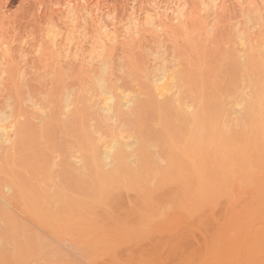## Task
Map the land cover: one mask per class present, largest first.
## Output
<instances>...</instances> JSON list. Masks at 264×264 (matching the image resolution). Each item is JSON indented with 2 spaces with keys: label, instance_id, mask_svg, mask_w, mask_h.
Listing matches in <instances>:
<instances>
[{
  "label": "bare ground",
  "instance_id": "6f19581e",
  "mask_svg": "<svg viewBox=\"0 0 264 264\" xmlns=\"http://www.w3.org/2000/svg\"><path fill=\"white\" fill-rule=\"evenodd\" d=\"M42 1L36 0L37 10L33 9L39 12L35 14H40L41 17L38 15L40 18L45 15V21L39 23L42 25V34H38L41 35L38 36L39 40L35 38L36 35L33 37L32 32V39H36L33 41L25 38L26 36L20 40V35L19 40L15 39L16 34H13L11 28L14 27L12 23L15 19L17 21V18L14 19V13L12 12V17L9 13L11 11L6 7L9 0H0V264H50V262L57 264L56 256L60 259L59 256L62 254L59 255L55 248L58 245H54V241L46 235L44 238V233H39L43 226L33 227L30 223H42L46 227L49 225V230H54L52 231L54 234L60 233L59 241L66 239L65 230L67 232V229L74 226L76 232L74 229L71 230L77 237H74L75 239L71 237L70 240H76V245L77 241H80V246L85 240L94 242L102 249L96 251L100 257L98 259L107 262L106 258L109 256V264H170L171 262H167L168 259L167 261L162 259V254L166 253L168 257L170 252L169 258L172 259L173 256L174 260V257L178 259V261L172 259L176 262L171 260L173 264H264V183L260 181L264 178L260 177L261 170L259 171L263 163L261 160L258 165L256 163L255 170L253 165L254 160L259 161L257 157L264 158V142H261L264 140V2L167 0L161 5L156 0H146L155 4L151 3L150 7H141L140 4L139 10L134 6L137 3L135 1L132 7L127 8L124 18H118L116 13L114 14V8L109 10L111 6L104 9L100 0L95 2L78 0V3L74 0H56L54 8L48 3L54 10L51 12L49 11L51 8L48 7L47 11L50 13L46 12L42 16L46 5V2ZM104 1L106 3V0H101V3ZM142 1L139 0L138 4L145 2ZM232 7L237 10L234 17L228 14ZM226 20L228 28L226 27L227 30L225 27L222 28L224 32L226 31L225 35L232 31V39L231 34L229 38L227 37L231 39L228 48L230 45L236 47L239 56L236 51L233 55L244 66L240 65L242 67L240 70L245 69L243 72L250 73V67L247 65L251 63H256L260 69L256 75L249 74L250 77L246 75L245 88L236 91L235 94L238 95L247 89L244 93L236 96L232 91L225 103L221 99L206 102L202 96V85L195 77L199 67L196 65L200 64L195 57H200L198 51L201 42H204V46L212 36V40L216 39L214 35L222 30L219 27L225 26ZM57 22H60L61 26H58ZM69 34L71 37H68ZM223 38L226 40V37ZM212 40L209 42H214ZM226 42L224 48L228 45ZM44 44L50 49L47 50ZM197 53L199 55H196ZM138 56L140 59H137ZM250 57L251 60H248L250 64H247ZM29 58L36 60L29 61ZM252 58H256L255 62H252L254 60ZM30 62L31 64L38 62L32 64L36 66L32 68L33 71L38 73L43 70L36 75L39 76L36 82L32 80L33 78L30 82L31 76L28 77V73L36 74L31 71ZM183 62L186 65L191 64V69ZM51 127L59 129L61 135H58L59 131L55 137L52 134L50 141L49 135L54 133ZM248 129L251 132H247ZM242 136L246 139H242ZM249 136L252 140L248 138ZM56 137H60L61 142L58 145L51 144ZM246 142L249 145L245 146ZM32 145H35L37 150L31 149ZM211 151L220 157L225 151L228 153L231 151L232 156L233 153L237 155L233 160L237 162L227 161L231 155L228 158L226 155L227 160L224 158L221 160L225 163L221 162L219 171L215 168L217 173L208 166L210 170L213 169L215 175L212 183V179L204 175L207 174L204 172L205 167L207 168L205 165H211L209 163L212 160L211 163H214L216 159ZM39 152L41 158L38 157ZM41 154H44L43 158ZM220 157H217V163ZM204 163L206 164L203 165ZM243 165L246 169L242 171ZM237 171L242 176L238 175ZM208 174L209 177L213 176L211 171ZM244 174L256 178L247 179ZM171 176L180 178L187 189V199L183 198V195L181 197L188 204V206L185 204L186 208L189 205L190 207L196 205L197 208L205 210V213L202 210L204 216L201 212V215L193 214L195 217L199 216L200 220L195 218L194 222L189 219L193 211L190 215L186 213L188 217H182L184 212L181 210H179L181 214L174 213L175 211L168 210L166 205L154 203L156 209L152 207L147 209L148 211L145 210V213L142 212L143 215L141 213L140 216L137 215L138 219L136 218L132 225L138 227L127 234L129 238L126 239L120 227L123 225L125 227L128 221H124L123 218L117 220L119 215L114 216L110 211H107L110 215L107 214L105 217L104 206L112 199L110 197L114 192L125 190L143 193L141 196H145L141 198L147 200L148 194L151 196L161 184L168 183ZM258 176L259 184L254 183L257 182ZM242 177L248 181L241 180ZM177 179L173 182L176 183ZM208 179L210 183L206 182ZM224 179L225 183H222ZM249 180L253 186L258 184L259 187L255 185V188L259 194H256L257 189L254 188L255 195L251 192L253 196L248 197L249 190L242 189L243 199L240 201L239 185L243 184V188L248 187L249 182L252 185ZM246 182L248 185L244 186ZM163 185L159 189L165 186ZM236 191H239L238 195ZM236 197L237 201L234 200ZM153 201L151 204L155 206ZM208 202L210 207H206ZM92 203L94 207L97 204L101 209H105L103 221L102 215L99 214L102 213L100 207H95L100 210L98 216H91L92 219L100 217L104 223L96 219L97 223L94 222V225L104 224L103 228L107 226L110 231L107 228L102 230L101 224L98 227L95 225L96 230L90 225L93 233L91 231L90 234L83 236L86 232L83 231V227L86 229L88 227L86 222L81 224L82 218L94 209L84 208V205L89 204L93 207ZM17 205L21 209L20 212ZM145 205L150 204L145 203L142 207L147 208ZM13 206H16L17 209L14 208L17 212ZM218 206L224 207L221 216L216 213ZM193 207L188 209L192 210ZM30 211L31 214H28ZM65 215L70 219H66ZM108 219H112L113 223L119 222L120 227L119 223L114 225L118 226L120 231L111 232L114 226ZM187 221L194 222L196 226L202 221L204 223L199 226H206L205 222H208V227L203 226L206 230L197 227L201 228L200 234L203 229L204 236L208 237L203 239L198 235L203 240L200 243L194 234L192 223L189 224ZM29 224L31 229L28 228ZM128 224L129 227L131 224ZM79 225L82 226L81 231L84 233H78L75 227ZM127 226L126 229L129 230ZM99 229L103 234L97 231ZM106 233H110L111 236H107ZM122 234L125 238L121 236ZM158 236L169 239L163 241V244L159 241L160 249L154 246L149 252L145 251V247L140 249L137 247V250L132 252L134 255L130 254L126 259L127 254L124 255L123 252L127 249L122 252L121 247L126 244L131 248L140 247L141 241ZM45 240H50L56 252L51 244L49 247L52 250L49 252V242L46 244ZM98 240H101V244ZM104 243L106 247H102ZM85 244L87 246V242ZM91 245L88 244L89 247ZM92 247L95 248L94 245ZM57 248L61 249L59 246ZM164 249L165 251L168 249V254L167 251L163 252ZM45 252L50 253H47L50 256L48 259ZM121 253L126 260H123ZM38 254L41 258L37 257ZM105 254L108 256L104 257ZM96 256L89 264L95 259L96 262L100 261ZM46 259L53 260L47 262ZM69 263L71 262L66 264Z\"/></svg>",
  "mask_w": 264,
  "mask_h": 264
},
{
  "label": "rangeland",
  "instance_id": "374dc122",
  "mask_svg": "<svg viewBox=\"0 0 264 264\" xmlns=\"http://www.w3.org/2000/svg\"><path fill=\"white\" fill-rule=\"evenodd\" d=\"M39 1V0H38ZM42 1V0H41ZM52 1V2H51ZM60 1H62V0H60ZM76 3H78V0H74ZM80 2H82V0H79ZM90 1V0H89ZM95 1H98V0H91L90 2H95ZM103 1V0H102ZM137 3H136V2ZM141 1V0H140ZM150 1V0H149ZM165 2V1H167V0H156V2H159V4H161L162 5V2ZM261 1V0H260ZM260 1H258V2H260ZM263 2H264V0H262ZM261 1V2H262ZM42 2H46V5H45V7H44V9H43V13H41V15L43 16L46 12L47 13H50V12H48L47 10H48V7H50L51 8V10L49 9V11H53L54 9H52V7L49 5V4H51L52 6L56 3V0H46V1H42ZM55 2V3H54ZM138 2H139V0L137 1V0H134V2H132L131 0L129 1V0H106V3H105V1L103 2V3H101V0H100V4H101V7H105L104 9H107V7L108 8H110L111 6H112V8H110L109 10H113V8H114V14L118 17V18H120V17H122V18H124L123 17V15H125L124 13H126V11L128 10L127 8H129V6L130 7H132L133 6V3H136L137 5H139V6H137L136 4L134 5L135 7H137L138 9L140 8V4H142L141 5V7H146V6H148V7H150V6H152V4H155V3H150L151 5H149V3L145 0V2H144V0L142 1V2H144V3H139L138 4ZM260 2V3H261ZM37 3L38 2H36V0H9V2H7V6L6 7H8L7 9H8V11H11V12H9L11 15L13 14L15 17H13V15H12V17L15 19V18H17V21H16V19L13 21V25H14V27L13 28H11L12 29V32L14 31V33L13 34H16L15 35V39L16 40H19V37H20V40L22 39V38H24L25 36V38H28L29 40H31L33 37H35V35H36V37L35 38H38V36L40 37L41 35H38V34H42L41 33V24H39V23H42V22H44L45 20H44V17H45V15L42 17V18H40L41 16H40V14H38V15H36L37 14V12L38 11H36L37 9V7H36V5H37ZM49 3V4H48ZM97 3H99V2H97ZM127 3H131L132 5H128ZM145 3H148V4H146L145 6H144V4ZM48 4V5H47ZM100 4H98V5H100ZM128 7H127V6ZM115 7L116 8H118V9H115ZM33 8H35V9H33ZM53 8H54V6H53ZM55 8H56V6H55ZM126 8V9H125ZM136 8V9H137ZM138 9H137V11H138ZM141 9V8H140ZM139 9V10H140ZM13 10V11H12ZM45 10V11H44ZM116 10V11H115ZM119 10V11H118ZM125 10V11H124ZM30 11V12H29ZM33 11H35V12H33ZM118 11V12H117ZM237 10H236V8H234V7H232L231 9H230V11H229V13L228 14H232V17H234L233 15H235L237 12H236ZM13 12V13H12ZM120 12V13H119ZM123 12V13H122ZM36 13V14H35ZM39 13V12H38ZM122 13V14H121ZM138 13H139V11H138ZM15 14H17V15H15ZM36 15V16H31V15ZM227 14V15H228ZM230 16V15H229ZM228 16V17H229ZM31 17V18H30ZM33 17V18H32ZM39 17V18H38ZM57 17V16H56ZM227 17V19H229ZM20 18V19H19ZM37 18V19H36ZM121 18V19H122ZM25 19V20H24ZM30 19H32V21H30ZM55 19H57V18H55ZM226 19V18H225ZM23 22H22V21ZM37 20H38V23H37ZM41 20V21H40ZM223 20H224V17H223ZM223 20H222V22H223ZM230 20V19H229ZM36 21V22H35ZM17 22H18V24H17ZM16 23V24H15ZM21 23V24H20ZM58 23V22H57ZM60 23V22H59ZM58 23V24H59ZM224 23L226 24L225 26L224 25H221V27H219L220 29H222V30H220V32L219 33H217L218 34V36H223V34H224V36L223 37H226V40H225V38H223V37H219L218 38V36H216L217 34L216 33H214V34H216V35H214V37H217L216 39L215 38H213V40H214V42H212V43H214L215 45H213L212 43H210L211 42V40H212V37L208 40V42L206 43L205 42V45L203 46V43L204 42H201V41H198V43L199 42H201L202 43V45H200V50H202V52L199 50L198 51V53L200 54H196V55H199L200 57H198V58H200V59H198L197 58V56L195 57L196 58V60H198L199 62H200V64L198 63V65H196V64H194V66L196 65V67H198V71L197 72H195V74H196V78L200 81V83H201V85H202V96L204 97V99H205V101L206 102H209V100H215V99H217V100H219L220 101V99L221 100H223V102L225 103L226 102V99H228V96H231V92L232 91H234V94L236 93V91L238 92V90L240 91L242 88H245L244 86H246V82H245V80H246V78H247V76L246 75H248L249 76V74L251 75H256L257 74V72L259 71V69H260V67L259 66H257L256 65V63H251L252 65H253V68H251L252 67V65L249 63L250 61H248V60H251V57L250 58H246L247 59V61H248V63L247 64H250V65H247V66H249L250 67V69H249V72L250 73H248L247 71H244L243 72V70H245V69H241L240 70V68H242L241 66H243V65H241L240 64V61L238 60V53H237V51L235 50V46H234V48L233 47H231V46H233V45H230V47L228 48V46H229V41L232 39V31L230 32V33H228V35H227V33H226V35H225V32H224V30H223V28L225 27V30H227L226 29V27H227V23H228V21L226 20V21H224ZM224 23H222V24H224ZM12 24H11V27H12ZM37 26H39V27H37ZM39 24V25H38ZM57 24V25H58ZM18 25V26H17ZM21 25V26H20ZM56 25V24H55ZM19 26H20V28H19ZM58 26H61L60 24L58 25ZM230 26V25H229ZM63 27V26H62ZM223 27V28H222ZM40 28V29H39ZM228 28V27H227ZM25 30V31H24ZM28 30V31H27ZM82 30V29H81ZM217 31L219 30V29H216ZM16 31V32H15ZM21 31V32H20ZM39 31V32H38ZM217 31H215V32H217ZM223 31V32H222ZM25 32V33H24ZM29 32V33H28ZM32 32H33V37L31 36V34H32ZM23 33V34H22ZM221 33V34H220ZM27 34V35H26ZM230 34H231V39H228L229 38V36H230ZM20 35V36H19ZM29 35V36H28ZM70 35V34H69ZM24 36V37H23ZM75 36H76V34H75ZM16 37H18V39L16 38ZM31 37V38H30ZM68 37H71V35L70 36H68ZM73 37V36H72ZM203 37V36H202ZM201 36H200V38H202ZM205 37V36H204ZM228 37V38H227ZM208 39V37L206 36L205 37V39ZM221 38H222V40H221ZM40 38H38V40H39ZM204 39V38H203ZM28 40V41H29ZM33 41H35L36 39H32ZM198 40H200L199 38H198ZM212 40V41H213ZM32 41V42H33ZM44 41V40H43ZM203 41H205V40H203ZM210 41V42H209ZM218 41H220V42H218ZM222 41V42H221ZM226 41H228V43L226 42ZM37 42V41H36ZM45 42V41H44ZM225 42H226V44H228L227 46H226V48H224V45H225ZM30 43H31V41H30ZM46 43H47V41H46ZM200 43V44H201ZM210 43V45L208 46V44ZM32 44V43H31ZM197 44V43H196ZM207 44V45H206ZM45 46H47V44H44V47ZM197 46H199V45H197ZM205 46H208V47H205ZM50 47V46H49ZM48 48V46L46 47V49ZM199 48V47H198ZM228 48V49H227ZM50 49V48H49ZM49 49H47V50H49ZM188 49H190V48H188ZM234 50V52H233V50ZM225 50H230V51H225ZM235 51H236V53H237V59H235V55H233L234 53H235ZM235 53V54H236ZM202 54V55H201ZM33 56H35V55H33ZM193 57H194V55H192ZM31 57V56H30ZM140 57H142L141 55H140ZM139 58V56L137 57V59ZM33 59H35V58H29V61H35V60H33ZM140 59V58H139ZM193 59V58H192ZM240 59V58H239ZM252 59H254V60H252V62H255V60H256V58H252ZM236 60H238V62L236 61ZM243 59H241V61H242ZM188 61V60H187ZM198 61H196V62H198ZM189 62V61H188ZM194 62H195V59H194ZM202 62V63H201ZM244 62H246V61H244ZM36 63H38V62H36ZM35 63V64H36ZM190 63H191V61H190ZM189 63V64H190ZM204 63V64H203ZM33 64V63H32ZM31 64V62H30V65H32ZM35 64H33V65H35ZM183 64H184V62H183ZM183 64H182V67H183ZM188 64V63H187ZM244 64V63H243ZM31 66L30 68H31V71L32 72H36V71H33V69L32 68H34V67H36V66ZM184 65H186V64H184ZM191 65V64H190ZM190 65H186V67L188 66V67H190ZM241 65V66H240ZM201 66V67H200ZM238 66H239V68H238ZM246 66V67H247ZM187 67V68H188ZM244 67V66H243ZM256 67V68H255ZM193 68V67H192ZM199 68H200V70H199ZM190 69H191V67H190ZM248 69H246V70H248ZM30 70V69H29ZM196 70H197V68H196ZM195 69H193V71H196ZM42 72H43V70H41ZM40 71V72H41ZM192 71V72H193ZM28 72H30V71H28ZM31 72V73H32ZM40 72H38V73H40ZM37 72H36V74L35 73H32L31 75L28 73V77L29 76H31V77H29L30 78V82H31V79L33 80V81H35L36 82V79H37V81L39 80V76H36V75H39ZM247 73V74H246ZM255 73V74H254ZM33 74H35V75H33ZM190 74H191V72H190ZM193 74V73H192ZM250 77V76H249ZM33 81H32V83H33ZM247 81V80H246ZM248 83V82H247ZM37 84V83H36ZM36 84H33V85H36ZM32 85V84H31ZM37 86V85H36ZM248 86V85H247ZM249 87V86H248ZM247 87V88H248ZM244 90H246L247 91V89H244ZM244 90H243V92L242 93H244ZM242 91V90H241ZM233 93V92H232ZM241 93V92H240ZM240 93H238V95L240 94ZM241 93V94H242ZM247 93V92H246ZM230 94V95H229ZM236 95V94H235ZM234 95V96H235ZM238 95H236V96H238ZM235 96V97H236ZM56 126V125H55ZM61 127H62V125H60ZM53 127H54V125H53ZM53 127H51L50 129L52 130L53 129ZM57 127V126H56ZM54 128L53 130H54V133H49L50 135H49V137L51 136L52 137V134H54V137L55 136H57V133H58V131H59V133H58V135L60 134V130L59 129H57V128ZM61 127H60V129H61ZM49 129V130H50ZM251 132V130L250 129H248V131L247 132ZM51 132V131H50ZM53 132V131H52ZM243 133V132H242ZM245 133H246V131H245ZM245 133H244V135H245ZM61 135V134H60ZM239 135H240V133H239ZM238 135V136H239ZM243 135V136H244ZM249 135H250V133H249ZM237 136V137H238ZM242 136V137H243ZM247 136V135H246ZM51 137H50V141L52 140L51 139ZM62 137V136H61ZM240 137H241V135H240ZM239 137V138H240ZM60 138V137H59ZM58 137H56L52 142H51V144H53V145H58L59 144V142H61L60 141V139H59ZM245 137H243L242 139H244ZM249 139H251L250 138V136L248 137ZM248 138H247V140L246 141H248ZM255 138H256V136H255ZM246 139V138H245ZM244 139V140H245ZM264 139V138H263ZM244 140L242 141V144L244 143ZM252 140V139H251ZM261 142H264V140L263 141H261ZM56 143V144H55ZM245 144V143H244ZM243 144V145H244ZM247 144H248V142H246V145L245 146H247ZM249 144H250V141H249ZM248 144V145H249ZM39 145V144H38ZM37 145V146H38ZM40 145H44V144H41L40 143ZM39 145V146H40ZM52 145V146H53ZM261 144L259 143V147L261 148V146H260ZM31 147V146H30ZM44 147H45V145H44ZM256 147V146H255ZM32 148H35L36 149V146L35 145H32V147H31V149ZM254 148V147H253ZM259 148V149H260ZM40 149V148H39ZM38 149V150H39ZM37 150V149H36ZM35 150V151H36ZM256 150H258V148L256 149ZM261 150V149H260ZM252 151H254V150H252ZM263 151V150H262ZM261 151V152H262ZM44 151H42V153H43ZM212 153H214V151H211ZM256 152V151H255ZM264 152V151H263ZM44 153H47V151L46 152H44ZM224 153V152H223ZM221 154V157H220V155H218L220 158V160H219V165H218V167H217V155L215 154H212V156H215L214 158H216L215 159V161H214V163H211L213 160L211 159L212 158V156H211V153H209L210 154V156H211V158H210V160L209 161H211L209 164H211V165H208V164H206V163H204L203 165H205V166H207V168L205 167V169H204V172H207V174H205L204 173V175H208V178L209 179H212V181H211V183L215 180L214 178V176L215 175H213V171H219V169H220V165L222 164V163H225V161L224 162H222L221 160L224 158L225 160H227V158H228V156L229 155H231L232 154V152L231 151H229V153H228V151H225V153L224 154ZM228 153V154H227ZM258 153H259V151H258ZM234 154V156H230V158H228L229 160H227V161H229V162H231V161H233L235 158H237L236 156V154L235 153H233ZM252 154H254L253 152H252ZM256 154H257V152H256ZM262 154V153H261ZM39 156V158H41L40 157V152H39V154H38ZM44 155V154H43ZM43 155L41 154V156H42V158H43ZM223 155V156H222ZM227 155V156H226ZM255 155V154H254ZM253 155V156H254ZM258 156H260L259 154H257ZM257 155L256 156H254L255 158L257 157ZM217 156V157H216ZM227 158H226V157ZM262 158V157H261ZM232 159V160H231ZM263 159L264 158H262V159H258V157H257V160H259V161H257L256 162V160H254L255 162H254V166L256 165V163H257V165L260 163V160H261V163H263V165H264V162H262L263 161ZM217 160V161H216ZM40 161V159H38V162ZM226 161V162H227ZM216 162V163H215ZM222 162V163H221ZM233 162H237V161H233ZM232 162V163H233ZM259 162V163H258ZM231 163V164H232ZM214 164H216V165H214ZM237 165V164H236ZM241 165V164H240ZM239 164H238V166H240ZM245 165V164H244ZM244 165L242 166V171H243V169H246V167H244ZM262 165V164H261ZM263 165H262V167L260 166V168H259V171L261 170V174H260V177L263 179L264 178V176H262L263 174H264V167H263ZM208 166H210V167H212L213 169V171L212 170H210V168L208 167ZM213 166H216V167H213ZM244 167V168H243ZM258 167V166H257ZM215 168H217V170L215 169ZM236 168V167H235ZM254 168V167H253ZM262 168H263V170H262ZM32 169V168H31ZM30 169V170H31ZM209 169V170H208ZM237 169V168H236ZM238 169H239V167H238ZM240 169H241V167H240ZM256 169V166H255V168H254V170ZM206 170V171H205ZM209 171H211L212 172V177H211V175H210V177H209V174H208V172ZM239 171V170H238ZM237 171V172H238ZM241 171V172H242ZM251 172H252V170H250ZM258 171V172H259ZM27 172H28V174H29V171L27 170ZM32 172V171H31ZM251 172H250V176H252L251 175ZM254 173H255V171H253ZM217 173V172H216ZM263 173V174H262ZM25 174V173H24ZM42 174H43V172H42ZM41 174V175H42ZM215 174V173H214ZM238 175H241L242 176V174L240 173L239 174V172L237 173ZM249 174V173H248ZM255 174H257V173H255ZM254 174V175H255ZM40 175V177H42ZM237 175V176H238ZM245 175V174H244ZM253 175V176H254ZM63 176V175H62ZM236 176V177H237ZM240 176V177H241ZM246 176V175H245ZM176 176H171V178L170 179H173V180H171L170 181V179H169V182L167 183H163V184H161V186L163 185L164 187L163 188H161V189H156L155 190V192L153 191V193L151 194V196L148 194V198H147V200H144V198H141V197H144L145 195H142L141 196V194H143V193H136V192H126L125 190L124 191H116V192H114L113 194L114 195H116V196H114V195H112V197H110V198H114L113 200L111 199L110 200V198L109 199H107V201H109L110 202V204H109V202H108V204L106 205V206H104V208L106 209H104L105 211H106V214H105V217H106V215L107 214H109L110 215V213H107V211L109 212H111V214H114V216H117V215H119L118 216V218H117V220H119V219H121V218H123V220L124 221H128V223H130L131 225L134 223V221H135V219L137 218V215H139L140 216V213L143 215V213H145L146 211L145 210H147V209H151L152 207H154L155 209L157 208L156 207V205H166V207H168L169 209L168 210H172L174 213H176V212H179L180 213V211L179 210H181L182 212H184V213H182V217H185V216H187L186 215V213L188 214V215H190L191 213H192V211H193V213H192V217L191 218H189L191 221L193 220V219H199L198 217H195L196 215H201L202 214V216H204L203 215V213H205L204 211V209L203 208H201V207H199V208H197V206L195 205H193V206H191V207H193V209L191 210V212H188V211H190L188 208H191L190 207V205H189V207H187L186 208V205L185 204H187V202H184L183 200V198H185V199H187V189H186V187H184V184H183V182L181 183V180H180V178L179 179H177V178H175ZM239 177V176H238ZM247 177V176H246ZM249 177V176H248ZM247 177V179H250L251 177H249L248 178ZM259 176L257 177V179H256V181L257 182H255L254 181V183H260V181L262 182V184L264 183L263 181H264V179L263 180H260V179H258V178H260ZM60 178H61V175H60ZM59 178V179H60ZM243 178V177H242ZM241 178V180H245V181H248V180H246V178L244 179H242ZM255 178H256V176H255ZM254 177L253 178H251V180H253V179H255ZM175 179H177L176 180V183L175 182H173V181H175ZM208 179V181H206L207 183H210V180ZM214 179V180H213ZM178 180H180V182L178 181ZM225 180L226 179H224V182H222V183H225ZM251 180H249V181H251ZM260 180V181H259ZM168 181V180H167ZM259 181V182H258ZM244 182V181H243ZM221 183V182H220ZM247 183V182H246ZM251 183H252V181H251ZM245 184V183H244ZM258 184H255L257 187H259L258 186ZM261 184V185H262ZM243 185V184H242ZM242 185L240 184L239 185V187H241V189L240 188H238L239 190H240V193H239V195H240V199L238 198V200H240L241 201V199H243V198H241V196H242V192H244V191H242L241 192V190L242 189H248L247 191H248V193L250 192V194H249V196H248V194L247 193H244V194H246L248 197H250V195H255L254 193H253V190H255V189H257V188H255L256 186L254 185L253 186V183H252V185H250V182H249V185H248V183L247 184H245L244 186H246V185H248V187L246 188V187H242ZM260 185V186H261ZM251 187V189H252V191H251V189H250V187ZM263 186H264V184H263ZM255 188V189H254ZM237 189V188H236ZM182 192H180V191ZM185 191V192H184ZM246 191V192H247ZM257 192H258V189L256 190ZM239 192V191H238ZM238 192L236 191V193H237V195H238ZM251 192H252V194H251ZM256 192V194H259V192L257 193ZM116 193V194H115ZM236 193H234V195L236 196ZM140 194V195H139ZM179 194L181 195L180 197H179ZM138 195H139V197H138ZM182 195H183V198H181L182 197ZM252 195V196H253ZM114 196V197H113ZM247 196H245V198L247 197ZM150 197H151V199H150ZM243 197H244V195H243ZM247 197V198H248ZM119 200H118V199ZM146 198V197H145ZM139 199H140V202L141 203H139ZM143 199V200H142ZM178 199V200H177ZM152 200H154L153 201V205H155L154 203H156V205L155 206H152V204H151V202H152ZM181 200V201H180ZM234 200H236L237 201V197L234 199ZM115 201V202H114ZM145 202V201H147V202H145L146 204L148 203V204H150V205H145V206H148L146 209L144 208V207H142V206H144V204H142L143 202ZM185 201H188V200H185ZM222 201H224V199L222 200ZM222 201H220V203L222 202ZM105 203H107L106 202V200L104 201ZM114 204H113V203ZM150 202V203H149ZM182 202V203H181ZM171 203V204H170ZM188 203H190L189 201H188ZM211 203H212V201H211ZM11 204V203H10ZM93 204V203H92ZM112 204V205H111ZM174 204V205H173ZM176 204V205H175ZM14 205V204H13ZM19 205V204H18ZM18 205H17V208H16V206H13V208L15 207L17 210H18V212H20L21 211V209L18 207ZM97 204H95V207L97 208H99L100 207V209H101V206L99 205H97ZM101 205H104V204H101ZM111 205V206H110ZM170 205H172V207L170 208L169 206ZM206 205H208V206H206ZM205 206L206 207H210L209 205H210V202H208L207 204H206ZM11 206V205H10ZM108 206V207H107ZM110 206V207H109ZM142 208H141V207ZM187 206H188V204H187ZM94 207V204H93V207L91 206V205H89V204H87V205H84V208H91V209H93L92 211H93V214H92V211H90L89 213H86V215L84 216L85 218H82L83 220H84V222H82L81 221V224L83 223V224H85V222L87 223V227H88V229H86L85 227H83L84 229H83V231H86L85 233L84 232H82L81 231V229H82V226H76L75 228L77 229V231H78V233L79 232H81V233H84L83 234V236L84 235H88V234H90L91 233V231H92V233H93V229H95V225L98 227V225L99 224H101V223H104L103 221V215H104V210L103 209H99L100 211H102V213H100L99 212V210L98 209H96ZM103 207V206H102ZM160 207V206H159ZM219 207V206H218ZM15 208H14V211H16L17 212V210H15ZM139 208H141V209H143V210H139ZM173 208H174V210H173ZM179 208V209H178ZM224 207L223 206H220L219 208H217V210H216V213L219 215V216H221V213H222V209H223ZM20 209V210H19ZM175 209H177V210H175ZM187 209H188V211H187ZM199 209V210H198ZM202 210H203V213H202ZM138 211V212H137ZM148 211V210H147ZM197 212L198 211V213H194V212ZM98 212H99V214H101L102 215V218H101V220H103V221H101L100 220V217L98 218H96V217H94V218H96L97 219V221H98V219L101 221V223H99L98 225L97 224H95L94 225V222L95 223H97L96 222V219L94 220V219H92V217H93V215H95V216H98ZM115 212H116V215H115ZM143 212V213H142ZM200 212H201V214H200ZM13 213H15V212H13ZM91 213V214H90ZM136 213H138V214H136ZM16 214V213H15ZM28 214H31V211L30 212H28ZM97 214V215H96ZM181 214V213H180ZM193 214H195V216L193 215ZM207 214V213H206ZM100 215V216H101ZM92 216V217H91ZM194 216V217H193ZM65 217H67L66 219H70V217L69 216H67V215H65ZM65 217H64V219H65ZM188 217V216H187ZM190 217V216H189ZM108 218V217H107ZM65 219V220H66ZM91 220V221H86V220ZM106 219V218H105ZM138 219V218H137ZM188 219V220H189ZM94 220V221H93ZM109 220V219H108ZM200 220V219H199ZM92 221H93V223H92ZM110 221V222H109ZM109 221H107V222H109V223H113V222H111L112 221V219H110ZM113 221L115 222L116 220H114L113 219ZM190 221V223H192ZM194 221V220H193ZM106 222V221H105ZM117 222V221H116ZM195 222V221H194ZM192 223V229L195 231V233L194 234H196L195 236H196V238H197V240H200L199 242L201 243L203 240L202 239H200L199 237H198V235H200V237L201 238H207V237H205L204 235H205V233H204V231H203V229L207 226V224H208V222L206 223L205 222V224H206V226L205 225H203V226H205V227H203V226H199V225H202L204 222L202 221L198 226L199 227H203V229H202V231H201V234H200V232H199V229H201V228H199V229H197V227L198 226H196V224L195 223ZM117 223H119V222H117ZM117 223H113L112 225L115 227V225L114 224H116L117 225ZM127 222H126V224H125V227H124V225H123V227L121 228L120 227V223L118 224V226L120 227V229H121V231L123 230V234H124V236L126 237V239L127 238H129L128 236L129 235H127V234H129L131 231H134L138 226H135V224L134 225H130L129 227L127 226V224H128ZM187 223H189V221H187ZM189 223V224H190ZM30 224H32L33 225V227H39L38 225H40V227L41 226H43V227H41V229H42V231L40 230V232L39 233H44L43 234V237H44V235H46V237H48V238H50V240H53L52 242H53V244L54 245H58L59 246V248H61L60 250L57 248V247H55L56 249H57V251L59 252V255L61 254V256H59L60 257V259H57L58 257L56 256V259L55 260H58L59 262L61 261V263L63 264V263H68V262H71V263H69V264H86V262H88L87 264H89L91 261H92V259L96 256V258L98 259V258H100L99 257V255H98V253H96V251L97 250H102V249H100L99 247H97L96 245H95V243L93 242V243H91L90 241H86L85 240V242L84 243H86L87 242V246H88V244H92L90 247L88 246H86V244L84 245V243L82 242V245L80 246V241L78 242L77 241V245H76V240L75 241H72V240H70V239H72L71 237H77L75 234H74V232H76V230L74 229V226L73 227H71V229H74L73 231L74 232H72V230L71 229H67V232H66V230H65V238L66 239H64V240H61L60 239V241H59V234L58 235H56V234H54L55 232H52V231H54V230H52V231H50L49 230V225H48V227H46L44 224H34V223H30ZM29 224V227L28 228H30L31 229V225ZM106 224V223H105ZM108 224V223H107ZM188 224V225H189ZM195 224V225H194ZM37 225V226H36ZM71 225V224H70ZM70 225H69V228H70ZM91 225V227H94L93 229H90L91 227H89ZM104 226V224H101V227L103 228V226ZM122 225V224H121ZM129 225V224H128ZM209 225V224H208ZM108 226H109V224H108ZM117 226V227H118ZM126 226L129 228V230L128 229H126ZM196 226V227H195ZM32 227V228H33ZM96 227V228H97ZM114 227H112L113 228V230L111 229V232H113V231H115V230H118L119 228H117V227H115V229H114ZM133 229H132V228ZM208 227V226H207ZM210 227H211V225H210ZM50 228H51V225H50ZM101 228V229H102ZM106 228H107V226H106ZM106 228L104 229H102V230H106ZM47 231H45V230ZM108 230H109V228H107ZM132 229V230H131ZM49 230V231H48ZM88 230H90V231H88ZM96 230V229H95ZM95 230H94V232H95ZM102 230H97V231H101L102 232ZM126 230L128 231V232H126ZM198 230V231H197ZM205 230H206V228H205ZM95 232V233H97V235H99V233L98 232ZM110 231V230H109ZM108 231V232H109ZM118 231H120V230H118ZM50 232H52L53 234H52V236H51V233ZM89 232V233H88ZM107 232V231H106ZM107 232V233H108ZM115 232H117V231H115ZM114 232V233H115ZM207 232V231H206ZM56 233H57V231H56ZM63 233V232H62ZM68 233H69V235H68ZM71 233V234H70ZM77 233V234H78ZM81 233H79V234H81ZM106 233V235L108 236V235H110V233L109 234H107ZM199 233V234H198ZM42 234H40V235H42ZM66 234H67V236H66ZM75 236H74V235ZM102 234H103V232H102ZM105 234V233H104ZM123 234L121 235V236H123ZM202 234H203V237H202ZM208 234V233H207ZM206 234V235H207ZM62 235H64V234H61V236ZM92 235V234H91ZM95 235V234H94ZM96 235V236H97ZM209 235V234H208ZM55 236H57V237H55ZM70 238H69V237ZM82 236V235H81ZM95 236V237H96ZM101 236V235H100ZM104 236V235H103ZM111 236V235H110ZM123 236V237H124ZM24 236H20V238H23ZM46 237H44V238H46ZM55 237V238H54ZM68 237V238H67ZM79 237V236H78ZM87 237V236H86ZM92 237H93V235H92ZM99 237V236H98ZM105 237V236H104ZM103 237V238H104ZM124 237V238H125ZM56 238H58V239H56ZM62 238H64V236L62 237ZM74 238V239H75ZM81 239L83 238V237H80ZM89 238V237H88ZM91 238V237H90ZM89 238V239H90ZM94 238V237H93ZM103 238H101V239H103ZM110 238V237H109ZM80 239V240H81ZM86 239V238H85ZM88 239V240H89ZM99 239V238H98ZM150 239V238H149ZM50 240H45L46 241V244H48L47 242H49V245H48V247L50 246V244H51V246H53V244L50 242ZM91 240V239H90ZM93 240V239H92ZM91 240V241H92ZM107 240V239H106ZM169 239L168 238H160L159 236L158 237H152L150 240H148V241H146V240H143V241H141L140 242V247L139 246H136L135 248H131V246L129 245V244H126V246L124 245V247H121V249H122V252L125 250V249H127V251H125V252H123V253H125L124 255H126L127 254V256H126V259L128 258V256H130V254H133L134 255V253H132V252H135L136 250H137V247L140 249L141 247H145V251H149V250H151L152 251V249L154 248V246L155 247H157L158 249H160L161 247H160V243H164L165 241H168ZM63 241V242H62ZM71 241V242H70ZM93 241H95V238H94V240ZM103 241L105 242V240L103 239ZM102 241V242H103ZM108 241V240H107ZM159 241H160V243H159ZM162 241V242H161ZM164 241V242H163ZM62 242V243H61ZM73 242V243H72ZM90 242V243H89ZM98 242H100L99 244H101V240L99 241L98 240ZM97 242V243H98ZM194 242V241H193ZM57 243V244H56ZM71 243V244H70ZM106 243V242H105ZM105 243H104V245H102V247L103 246H105L106 247V245H105ZM129 243V242H128ZM79 244V245H78ZM108 244V243H107ZM131 244V243H130ZM152 244V245H151ZM193 244H196V243H193ZM198 244V243H197ZM95 246V248L94 247H92V246ZM130 247H129V246ZM47 246V245H46ZM50 246V247H51ZM81 248H80V247ZM101 246V245H100ZM133 246V245H132ZM197 246V245H196ZM49 247V252H50V249L52 250V248H50ZM78 249H77V248ZM85 247H87V250H85L86 248ZM192 247V244L190 245V248ZM194 247H195V245H194ZM54 248V246H53V250L55 249ZM64 248V249H63ZM69 248H71L70 249V251H69ZM90 250H89V249ZM93 248V249H92ZM99 248V249H98ZM152 248V249H151ZM56 249H55V252H56ZM73 249H75V250H77L78 251V254H77V251L75 252ZM82 249V250H81ZM138 249V250H139ZM142 249H144V248H142ZM45 250H47V247L45 248ZM61 250H64V251H61ZM80 250H81V252H80ZM89 250V251H88ZM92 250H93V252H92ZM105 250H106V248H105ZM108 250V249H107ZM133 250H135V251H133ZM73 251V252H72ZM151 251H149V252H151ZM166 251H167V254H168V249H166ZM165 251V249L163 250V252H166ZM54 252V253H55ZM108 251H106L105 253H107ZM128 252V253H127ZM48 253V252H47ZM46 252H45V254L47 255V259L50 257V256H48V254H50V253H48L47 254ZM85 255H84V254ZM91 253H93L94 254V256L91 254ZM104 253V252H103ZM120 253V252H119ZM171 253V252H170ZM170 253L167 255L168 257H166V253H164V254H162L163 255V257H165V258H163L162 257V259H164V260H166V259H168V261L167 262H171L170 264H173V262L174 261H178V259L176 260V257H174L175 258V260L173 259V256H172V259L174 260H172L171 258H169V257H171L170 256ZM40 254V253H39ZM38 254V255H39ZM52 254V253H51ZM57 254V253H56ZM72 254V255H71ZM80 254H82V255H80ZM100 254V253H99ZM108 254V253H107ZM58 255V254H57ZM103 255V254H102ZM121 256H122V258H123V260H126L125 259V256L124 255H122V253L120 254ZM172 255V254H171ZM42 256H43V253H42ZM45 256V255H44ZM70 256V257H69ZM73 256V257H72ZM81 256V257H80ZM82 256H83V258H82ZM85 256V257H84ZM87 256V257H86ZM101 256V255H100ZM108 255H106L105 254V256L104 257H107ZM37 257H40L41 258V255H39V256H37ZM37 257H34V258H37ZM61 257H63V259L61 258ZM67 257V258H66ZM91 257V258H90ZM44 258V257H43ZM51 258H52V256H51ZM55 257L53 256V259H54ZM71 258V259H70ZM101 258H102V256H101ZM108 258V259H107ZM106 258V260H107V262L105 261V260H101V259H98V260H100L101 261V263H99L100 261H93L91 264H96V263H98V264H109V262H110V259H109V256ZM45 259V258H44ZM46 259V260H47ZM53 259H51V260H49V261H52ZM54 260V261H55ZM65 260V261H64ZM72 260H74V261H72ZM80 260H82V261H80ZM88 260V261H87ZM109 260V261H108ZM173 262H172V261ZM48 260H47V262H49ZM53 261V262H54ZM57 261V264L59 263ZM165 261V262H166ZM73 262V263H72ZM44 263V262H43ZM61 263H59V264H61ZM65 263V264H66ZM174 263H176V262H174ZM178 263V262H177ZM50 264H53L52 262H50ZM56 264V263H55ZM167 264V263H166Z\"/></svg>",
  "mask_w": 264,
  "mask_h": 264
}]
</instances>
